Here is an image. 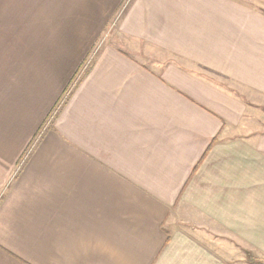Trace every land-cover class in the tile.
I'll return each mask as SVG.
<instances>
[{
    "label": "crops",
    "instance_id": "0c3cea01",
    "mask_svg": "<svg viewBox=\"0 0 264 264\" xmlns=\"http://www.w3.org/2000/svg\"><path fill=\"white\" fill-rule=\"evenodd\" d=\"M0 264H264V0H0Z\"/></svg>",
    "mask_w": 264,
    "mask_h": 264
},
{
    "label": "rangeland",
    "instance_id": "374dc122",
    "mask_svg": "<svg viewBox=\"0 0 264 264\" xmlns=\"http://www.w3.org/2000/svg\"><path fill=\"white\" fill-rule=\"evenodd\" d=\"M128 2H126V3H128ZM126 7H127V4H125V5L122 4L120 6L117 14H115V16H113V19L105 28V34L103 35L101 40L96 44V46L94 47V50L100 51V49L102 48V45L106 44V43L116 44L119 42L120 38L116 33V27H117V24L120 21L121 17L123 16V13H124Z\"/></svg>",
    "mask_w": 264,
    "mask_h": 264
},
{
    "label": "trees",
    "instance_id": "16d2710c",
    "mask_svg": "<svg viewBox=\"0 0 264 264\" xmlns=\"http://www.w3.org/2000/svg\"><path fill=\"white\" fill-rule=\"evenodd\" d=\"M79 75H80V68H79V70L76 72V74L73 76V79H72L71 83H72V82L74 83V82H76V81H79V80L81 79V77L84 76V74H82V75H80V76H79ZM75 84H76V83H75ZM75 84L73 85V87L75 86ZM71 89H72V88H71ZM67 90H68V89H67ZM67 90H66L65 92H68V93L71 92L70 89H69L70 91H69V90L67 91ZM65 92H64V93H65ZM31 144H32V142H31Z\"/></svg>",
    "mask_w": 264,
    "mask_h": 264
}]
</instances>
